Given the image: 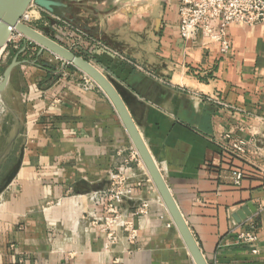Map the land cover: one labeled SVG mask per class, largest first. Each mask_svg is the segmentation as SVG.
Segmentation results:
<instances>
[{"label":"crops","instance_id":"obj_1","mask_svg":"<svg viewBox=\"0 0 264 264\" xmlns=\"http://www.w3.org/2000/svg\"><path fill=\"white\" fill-rule=\"evenodd\" d=\"M179 4L90 0L74 4L70 19L89 38L84 54L123 98L207 262L264 264V24L229 27L222 53L181 37ZM25 66L26 144L0 204V264H195L143 162L133 165L135 200L123 205L137 239L122 233L105 249L104 208L88 195L107 190L136 149L105 93L86 90L80 71L55 78ZM233 139L247 142L244 158ZM249 205L255 212L238 221ZM244 233L256 242H241Z\"/></svg>","mask_w":264,"mask_h":264},{"label":"built area","instance_id":"obj_2","mask_svg":"<svg viewBox=\"0 0 264 264\" xmlns=\"http://www.w3.org/2000/svg\"><path fill=\"white\" fill-rule=\"evenodd\" d=\"M34 7L37 6L32 5L24 15V23L27 24L35 18L34 13H31V9ZM260 24H264V0H180L179 30L181 37L185 40L200 38L204 47L217 44L222 53H226L229 49L227 41L229 27ZM18 36L23 37L20 34ZM84 78L86 90L98 87L86 75ZM227 138L231 137L227 136ZM232 148L238 157L244 158L247 154L248 144L244 140L233 139ZM134 164L138 166L142 164L136 150H133L129 159L111 175V185L107 190L88 195L89 200L95 206L104 208V215L99 221L103 222L102 231L106 234L105 249L107 250L119 244L122 233L127 234L129 243H135L137 239L134 222L129 217L127 210L123 209L126 202L135 200L133 187L130 184L133 179ZM234 175L235 183L239 185L244 174L236 172ZM148 207V202H142L139 214H147ZM239 239L246 245H253L257 240L253 233H244ZM253 252L256 253V251Z\"/></svg>","mask_w":264,"mask_h":264},{"label":"water","instance_id":"obj_3","mask_svg":"<svg viewBox=\"0 0 264 264\" xmlns=\"http://www.w3.org/2000/svg\"><path fill=\"white\" fill-rule=\"evenodd\" d=\"M84 1L90 0H0V57L13 35L18 33L38 45L41 48L40 54L43 51H48L89 77L105 93L114 106L195 264H209L117 88L90 61L23 22L26 12L32 5H35L58 19L74 23L76 19H70V16H73L72 6ZM20 65L21 62L18 58H15L5 69L0 82V95L7 89L13 71ZM255 210V207L249 205L238 212L237 220L246 219Z\"/></svg>","mask_w":264,"mask_h":264},{"label":"rangeland","instance_id":"obj_4","mask_svg":"<svg viewBox=\"0 0 264 264\" xmlns=\"http://www.w3.org/2000/svg\"><path fill=\"white\" fill-rule=\"evenodd\" d=\"M31 13H34L35 18L27 22L28 25L90 61L88 55L84 54L88 49L85 41L89 38L81 34V30L72 22L58 19L37 7L32 8ZM75 35L79 37L76 40ZM40 51L38 45L15 34L0 57V82L5 69L15 58L21 62L11 75L12 85H8L0 95V204L8 197L12 188L26 144V110L21 95L24 94L25 84L20 77L27 74V68L23 67L49 65L54 68L55 78L64 75L65 68L75 69L48 51H43L42 54Z\"/></svg>","mask_w":264,"mask_h":264},{"label":"trees","instance_id":"obj_5","mask_svg":"<svg viewBox=\"0 0 264 264\" xmlns=\"http://www.w3.org/2000/svg\"><path fill=\"white\" fill-rule=\"evenodd\" d=\"M78 38H79L78 35L77 36L76 35L74 36V40H76ZM41 67H43L45 70H47L49 72L50 75L53 76V74H54V68L53 67H51L49 65H41Z\"/></svg>","mask_w":264,"mask_h":264},{"label":"bare ground","instance_id":"obj_6","mask_svg":"<svg viewBox=\"0 0 264 264\" xmlns=\"http://www.w3.org/2000/svg\"><path fill=\"white\" fill-rule=\"evenodd\" d=\"M2 98V97H1ZM3 99V98H2ZM1 100V99H0ZM4 100V99H3Z\"/></svg>","mask_w":264,"mask_h":264}]
</instances>
